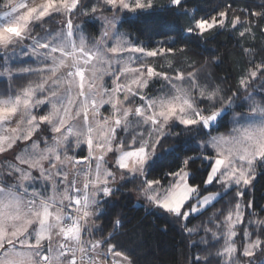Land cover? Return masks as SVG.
<instances>
[{"label": "snow or ice", "instance_id": "1", "mask_svg": "<svg viewBox=\"0 0 264 264\" xmlns=\"http://www.w3.org/2000/svg\"><path fill=\"white\" fill-rule=\"evenodd\" d=\"M204 2L0 0V264H161L126 192L179 225L169 264H264V0ZM225 32L221 79L193 45Z\"/></svg>", "mask_w": 264, "mask_h": 264}, {"label": "trees", "instance_id": "2", "mask_svg": "<svg viewBox=\"0 0 264 264\" xmlns=\"http://www.w3.org/2000/svg\"><path fill=\"white\" fill-rule=\"evenodd\" d=\"M217 2L218 0H205L204 6L208 11H211L212 7L215 6ZM236 2L242 4L244 0H236ZM182 23L183 21H180L179 23L173 24L172 27L178 30ZM124 30L132 32L133 38L136 37L139 31L135 25H125ZM141 38L143 37L141 36ZM262 46H264V41L258 38L257 41L254 42V47L260 49ZM217 50L220 54H223L224 63L220 68H214V72L218 73L221 79L230 74L232 77H235L244 63L236 37L225 32L218 36L212 44L207 45L206 48L204 45L200 47H196L195 44L193 45V51L204 56H208L210 52ZM257 59H259V56H257ZM237 61H239V63H237ZM225 86L227 87V85ZM172 165L173 161L169 158L162 161L157 170H159L160 167ZM197 167H199V165H197ZM255 199L260 207H264V182L257 184ZM109 214H117L124 219L126 229L122 231H127L128 235L122 236L121 239L125 247H131L129 241L133 234H140L142 235L145 245L144 251L154 254L161 264H169L174 256L179 258V253L183 250L179 225L166 220L163 215L148 214L143 207L137 204V197L134 192H126L123 197L118 196L109 205ZM103 223H107V221ZM199 223V220H193V224Z\"/></svg>", "mask_w": 264, "mask_h": 264}, {"label": "rangeland", "instance_id": "3", "mask_svg": "<svg viewBox=\"0 0 264 264\" xmlns=\"http://www.w3.org/2000/svg\"><path fill=\"white\" fill-rule=\"evenodd\" d=\"M160 3H166V0H159ZM88 32L90 34H96L98 32V24L93 27L91 24L88 25Z\"/></svg>", "mask_w": 264, "mask_h": 264}]
</instances>
